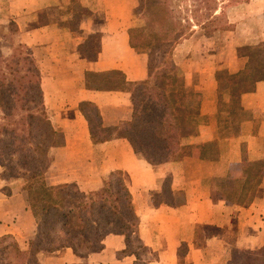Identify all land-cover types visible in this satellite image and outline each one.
Masks as SVG:
<instances>
[{"label":"crops","instance_id":"obj_1","mask_svg":"<svg viewBox=\"0 0 264 264\" xmlns=\"http://www.w3.org/2000/svg\"><path fill=\"white\" fill-rule=\"evenodd\" d=\"M94 1L78 20L49 14L31 30L33 49L43 47L42 57L56 60L44 71L52 74L46 82L41 71L46 110L59 133L49 150L47 184L74 183L88 192L121 171L139 216L137 235L157 251L148 264H232L235 252L263 248L264 79L249 90L230 83L224 93L216 79L222 66L180 60L194 35L182 38L173 56L182 64L193 109L177 116L176 156L152 163L121 134L133 116L135 85L149 77L150 48L130 43L137 0ZM65 3H50V9L63 10ZM91 37L95 54L89 56ZM223 183L228 188L220 190ZM23 192L4 200L16 207L6 221L0 214V235L12 234L19 243L36 235L40 217ZM101 243L81 253L72 246L41 250L34 264H134L125 234L108 233Z\"/></svg>","mask_w":264,"mask_h":264},{"label":"trees","instance_id":"obj_2","mask_svg":"<svg viewBox=\"0 0 264 264\" xmlns=\"http://www.w3.org/2000/svg\"><path fill=\"white\" fill-rule=\"evenodd\" d=\"M140 3V11L156 8L161 23L174 13L166 1ZM210 11L211 7H205L201 16L208 19ZM197 12L194 9L193 14ZM180 23L176 20V24ZM135 31L136 28L131 31V45L150 47L149 77L135 85L133 116L123 124L121 134L129 138L137 153L159 163L176 156L180 145L177 116L189 111L183 100L188 96L185 78L172 53L191 31H178L170 39L154 34L151 40H140ZM262 70L254 69L257 76L249 85V74L241 72V88L249 90L256 81L264 79ZM0 107V166L4 171L15 169L12 175L28 177L44 209L28 249H22L12 234L0 235V264H32L37 260L35 253L43 248L72 246L79 253L99 250L103 237L111 232L125 234L130 246L139 216L121 171L112 172L103 186L88 192L74 183L47 184L45 171L57 131L46 110L40 65L21 43L9 54L0 50ZM219 188L228 187L223 183ZM138 241L139 249L149 250L139 237ZM132 253L137 257L134 264H143L140 252Z\"/></svg>","mask_w":264,"mask_h":264},{"label":"rangeland","instance_id":"obj_3","mask_svg":"<svg viewBox=\"0 0 264 264\" xmlns=\"http://www.w3.org/2000/svg\"><path fill=\"white\" fill-rule=\"evenodd\" d=\"M56 1L62 4L66 1L63 10H60L62 9L60 8L55 12L51 11L50 3ZM83 1L84 3L81 0H71L67 4V0H0V50L9 54L14 50L15 46L21 43L29 48L31 54L39 63L41 71L43 69V73L44 71L47 72L53 69L56 65V60L52 59L49 62L48 58L42 57L46 53L43 47H39V49L36 47L35 50L29 44L31 42V30L37 22L44 23L47 21L49 14H54L55 17L73 16L78 20L81 14L83 15L86 12L85 9H90L95 4L94 0ZM144 1L147 4H151L155 0ZM162 1L168 2L174 8V16L172 15V18L167 19L163 23L158 22V10L156 8L144 11L137 9L141 7L140 0H137L136 7L132 13L133 27L137 29L134 34L137 38L140 40H151L155 36L154 34H157L162 39H170L178 31H191L187 35L189 37L194 35L192 38L193 42L189 46L190 50L183 52L180 60L183 59L184 62L189 64L194 62L196 65L199 64L203 67H212L213 63L214 65L216 63L217 66H222L221 69L217 70L216 79L219 83V88L224 93H227L225 88L230 83H236L233 84L235 86L239 84L241 87V72L249 74L247 85L257 76L254 69H263L262 75L264 76V0ZM205 7H211V11L209 12L210 17L208 19L201 16L204 13ZM194 9L198 11L195 15L193 14ZM176 20L181 23L176 24ZM85 49L89 56L95 54L93 37L89 39L85 45ZM175 57V54L173 56L172 53L174 61L177 58ZM50 65H52L51 68H49ZM178 66L181 72L184 73L182 64H178ZM230 67L232 69H238V71L231 72L229 70ZM50 75L52 74L44 73V79L42 80L46 82L45 79ZM111 75L115 76V74ZM186 93L188 96L183 100L186 101L185 105L190 110L193 109V95L187 91ZM92 118L93 122L98 123L95 116H92ZM58 135L59 133H57L56 137ZM14 171L15 169H6L4 171L0 166V214L2 215V220L6 221L7 217L5 216L9 215L8 213L16 208L14 203L4 202L7 196L13 194V191H24L23 193H26L29 197L28 199L30 200V197H32L34 204L38 205L37 207L33 203H28L35 214H40V217H37L39 218V223L44 215L43 202L28 177L12 175ZM138 226L139 223L135 228L136 231ZM136 231L132 235L130 246H127L125 251H139L141 257L140 262L143 264L147 262L148 264L149 260L157 256V251L139 249L140 242L138 241ZM13 237L17 240L15 236ZM32 238L25 243H19L18 240L17 242L22 249H28ZM41 250L47 249L43 248L39 251ZM39 251L35 253V257ZM232 264H264V247L255 251L235 252L233 254Z\"/></svg>","mask_w":264,"mask_h":264}]
</instances>
